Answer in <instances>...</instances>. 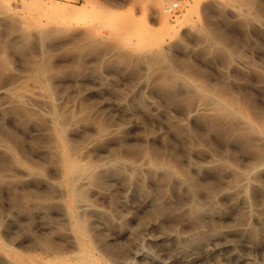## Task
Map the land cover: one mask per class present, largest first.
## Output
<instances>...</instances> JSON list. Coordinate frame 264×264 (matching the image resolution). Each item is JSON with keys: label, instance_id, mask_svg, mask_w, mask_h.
<instances>
[{"label": "rangeland", "instance_id": "374dc122", "mask_svg": "<svg viewBox=\"0 0 264 264\" xmlns=\"http://www.w3.org/2000/svg\"><path fill=\"white\" fill-rule=\"evenodd\" d=\"M95 261L264 264V0H0V264Z\"/></svg>", "mask_w": 264, "mask_h": 264}, {"label": "bare ground", "instance_id": "6f19581e", "mask_svg": "<svg viewBox=\"0 0 264 264\" xmlns=\"http://www.w3.org/2000/svg\"><path fill=\"white\" fill-rule=\"evenodd\" d=\"M75 165H77V164H75ZM74 165V166H75ZM80 166V165H79ZM105 166V165H104ZM73 167V165L72 166H70V168L71 169H74V168H72ZM78 166H76V168H77ZM78 169H79V167H78ZM77 169V170H78ZM80 170V169H79ZM78 170V171H79ZM86 170V169H85ZM69 171V170H68ZM72 171V170H71ZM77 171V172H78ZM80 172H78V174H79ZM76 174V173H75ZM78 174H76V175H78ZM81 174V173H80ZM82 175H84V173L82 174ZM74 176V175H73ZM75 177V176H74ZM79 177H80V175H79ZM75 179V178H74ZM78 181H79V179H78ZM82 183V182H81ZM83 201V200H82ZM77 202V201H76ZM88 202V201H87ZM78 204V203H77ZM92 205V204H91ZM82 209H84V210H88V211H91V212H97V211H95V209L94 208H92L89 204H87V203H85V200H84V203H81L80 205H79ZM93 206V205H92ZM75 207V206H74ZM79 207V208H80ZM96 207V206H95ZM72 209V208H71ZM72 211V210H71ZM77 211V210H76ZM82 212H83V210H82ZM78 213V212H77ZM95 215V214H94ZM70 219H71V217H70ZM73 219V218H72ZM72 221V220H71ZM73 223H74V221H73ZM73 227H74V225H73ZM238 232V231H237ZM240 233V232H239ZM84 248V247H83ZM92 250V249H91ZM140 254V253H139ZM87 256V255H86ZM92 256V255H91ZM90 256V257H91ZM140 256V255H139ZM89 258V256L87 257V259ZM96 258V257H95ZM92 260V259H91ZM192 260V259H191ZM97 261V260H96ZM95 261V264L97 263ZM93 262V261H92ZM88 263V262H87ZM100 263V262H99ZM161 263V262H160ZM92 264V263H91Z\"/></svg>", "mask_w": 264, "mask_h": 264}, {"label": "built area", "instance_id": "2783aa9c", "mask_svg": "<svg viewBox=\"0 0 264 264\" xmlns=\"http://www.w3.org/2000/svg\"><path fill=\"white\" fill-rule=\"evenodd\" d=\"M178 6V3H174V7H177Z\"/></svg>", "mask_w": 264, "mask_h": 264}]
</instances>
